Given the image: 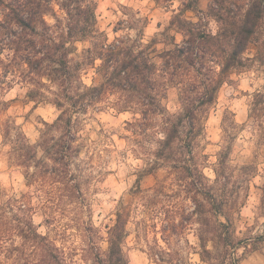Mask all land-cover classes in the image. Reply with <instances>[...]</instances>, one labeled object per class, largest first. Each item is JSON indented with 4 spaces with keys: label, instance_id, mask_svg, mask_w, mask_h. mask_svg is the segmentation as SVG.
Instances as JSON below:
<instances>
[{
    "label": "clouds",
    "instance_id": "obj_1",
    "mask_svg": "<svg viewBox=\"0 0 264 264\" xmlns=\"http://www.w3.org/2000/svg\"><path fill=\"white\" fill-rule=\"evenodd\" d=\"M79 2H0V264H264V0L194 18L186 0H104L66 43ZM9 4L35 7L9 21ZM222 85L190 154L186 113ZM245 163L251 200L233 191Z\"/></svg>",
    "mask_w": 264,
    "mask_h": 264
},
{
    "label": "trees",
    "instance_id": "obj_2",
    "mask_svg": "<svg viewBox=\"0 0 264 264\" xmlns=\"http://www.w3.org/2000/svg\"><path fill=\"white\" fill-rule=\"evenodd\" d=\"M2 2V0H0ZM85 0H80L79 3H69L67 4V8L70 9L73 13V28L70 30L69 37L66 38V43L69 41H76L77 44L80 43V37L81 36H87L88 35V30L93 27L92 21L94 19V9L98 8V1L95 5H86L84 7H81V4H84ZM9 9L8 11V17L7 19L9 21L15 20L18 21L22 12L24 11H30L32 7H35V5L32 6H21L19 4H9L5 5ZM56 8V6H53ZM186 8L187 9H193V10H202L196 8L192 2L186 3ZM187 18V17H185ZM190 22V21H189ZM196 37L197 40L201 42V44L204 47H210L211 44L207 40V38L204 36L202 32H198L195 29L191 30ZM46 55H49L53 60H59L60 64L62 65L61 73L65 71L66 69L63 68V65L65 64L66 61V56H71V53L68 52L67 47H62L57 49L55 52H50L47 53ZM28 71L35 74V73H43V72H48L49 75L56 76L60 75L55 72H51L47 66H43L40 64L38 61H25L24 62ZM152 68V65H148L143 69V71L147 72L150 71ZM223 85L215 92L212 94L213 99L211 102H207L203 105L201 110L196 111V112H187L185 119L191 121V127L189 128V135H188V147L187 150L189 151L190 154L193 152L199 153V147L196 143L195 138L197 136L205 135L207 134V120L210 117L211 111L214 107H216V103L218 101L219 93L220 90L222 89ZM205 117H206V122H205ZM30 156V153L26 154ZM223 161V155L221 154L219 161ZM255 169L252 167L251 164H245L240 171L241 176L242 175H247L251 176L254 173ZM248 178V177H247ZM246 178V179H247ZM239 187V186H238ZM237 187V188H238ZM233 191H238V189H234ZM248 195V194H247ZM225 207V204L223 202H215L213 203V208L212 211L215 213H219L221 209ZM118 264V261H117Z\"/></svg>",
    "mask_w": 264,
    "mask_h": 264
},
{
    "label": "rangeland",
    "instance_id": "obj_3",
    "mask_svg": "<svg viewBox=\"0 0 264 264\" xmlns=\"http://www.w3.org/2000/svg\"><path fill=\"white\" fill-rule=\"evenodd\" d=\"M98 1V5L102 2H104V0H97ZM192 2V4L198 8V9H203V5L201 4V0H186V3H190ZM196 10L193 9H187L185 10L184 16L187 18H194L195 14H196ZM113 31H115V29H113ZM231 98V92L228 86L223 85L222 89L220 90L219 93V97H218V101L216 103V107H214L211 111L210 117L207 120L206 124H207V134L208 136H212L215 134L216 131V125L213 123V120L215 118L216 113L219 110V106L226 102L228 99ZM209 147H212L211 143H209ZM245 164H249V163H245ZM241 177V181L240 183L236 184L234 186V189H238V191H240L242 194L245 195L246 200H251L252 199V195L255 192L257 197H260L261 193L259 191H257L258 185H253V184H249L247 186V188L245 189L244 187V180L249 177L247 175H242L240 174ZM239 186V187H238ZM238 187V188H237ZM248 194V195H247Z\"/></svg>",
    "mask_w": 264,
    "mask_h": 264
}]
</instances>
